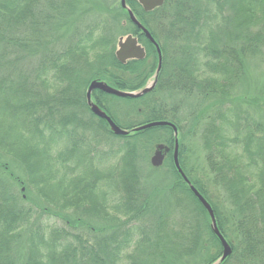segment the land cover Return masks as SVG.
<instances>
[{
    "label": "trees",
    "instance_id": "16d2710c",
    "mask_svg": "<svg viewBox=\"0 0 264 264\" xmlns=\"http://www.w3.org/2000/svg\"><path fill=\"white\" fill-rule=\"evenodd\" d=\"M126 3L160 48L157 86L172 98L215 101L217 114L201 141L211 184L223 198L191 180L181 143L179 163L232 249L221 264H264V125L234 102L243 59L264 63V0H165L152 12L138 0ZM81 12L91 20L84 22ZM59 20L76 30L71 37ZM124 28L145 48L144 59L118 60L117 34ZM158 64L156 46L119 1L0 0V264H177L204 253L203 264H215L221 258L211 217L172 158L173 128L133 131L166 121L180 133L187 119L179 116L182 103L161 111L151 98L155 89L137 99L94 92L127 136L115 135L87 104L92 81L140 91ZM105 99L127 103V120ZM143 143L172 150L163 165L170 171V202L183 212L179 221L154 215L163 207L158 192L143 188ZM87 220L111 231H88Z\"/></svg>",
    "mask_w": 264,
    "mask_h": 264
},
{
    "label": "rangeland",
    "instance_id": "374dc122",
    "mask_svg": "<svg viewBox=\"0 0 264 264\" xmlns=\"http://www.w3.org/2000/svg\"><path fill=\"white\" fill-rule=\"evenodd\" d=\"M97 1L100 3V5L104 6L109 5V2L116 3L119 1V3H122L121 0ZM81 15L84 22H88L91 20L90 17L83 15L82 12ZM75 20V22H77L78 20H80V18H76ZM56 22L57 25H61L63 28L67 23V28L69 29V31L65 34L69 37H71L76 31L70 26L68 22L64 23V20H59ZM117 25L119 27V22H117ZM127 34L128 32L126 28L120 30L119 34H117V50L118 45L121 43V41L125 40L128 37ZM243 61L245 62L246 67L245 75L243 76L241 82H239V84H237L236 86L234 102L239 100L237 103H235L236 106H239L241 110L247 111L254 119L258 121V123H262L264 125V63L258 59L250 58H245L243 59ZM151 98L155 99V103L153 104L154 107L160 109L161 111H169L174 105L180 104L179 102L182 103L181 110L179 111V116L183 117V119L184 117L187 118L186 122L182 121V130L179 133V144L181 143L183 145L182 162L184 169L189 174V177L191 176V180L201 181L202 184H206V187L210 190L211 194H219V198H223L221 196L222 191H219L221 190V188L214 187V185L211 184L212 179L210 178L211 175L209 173L208 165L205 160V153L202 150L201 141L204 127H206L207 123L211 121V116H213V114H217V110L214 111V108H212V103H214L215 101L210 100V102L206 101L203 103V100L200 97H189L184 94H180L177 97L172 98L167 88L163 89L160 88V86H157L155 88ZM92 100L94 102L95 98L93 97ZM108 100L105 99L104 102L110 105L111 110H113L116 115L122 120H127L122 113L126 110V107H128V105H126L127 103L116 99L109 100V103ZM200 108L201 110H199ZM101 109L105 111L102 106ZM105 112L107 113V111ZM86 113L88 117H91V113H89L88 111H86ZM155 145V143L142 144L143 149L141 151H143V157L139 165L143 170V188L151 192L152 195L158 192L157 201L161 205L160 207H163V209L159 210V208H157V210L154 212V215L158 216L160 214H170V216L173 215L175 216V218H178L179 221V218H181V216H178L183 212H181V209H177L175 207V203L173 201L170 202V195L168 194L170 179H168L166 176H169V168L166 165L158 168L152 165V158L156 152ZM3 161L11 160L4 159ZM113 163L115 164V162ZM10 166L12 168V164H10ZM108 167H110V164H108ZM13 169L21 177L25 178V171L22 167H20L19 165H14ZM13 181H15V178H13ZM18 189L21 192L23 190L25 192V189H21L20 187H18ZM215 199L217 200V197H215ZM219 201L221 202L219 204L220 209H222L223 200L219 199ZM174 207L176 208V210H174ZM150 221L153 222V219H150ZM84 227H86L85 229H87L88 231L99 229L105 236L109 231H111L110 225L108 226L107 224L100 221L87 220V223H85ZM207 254L208 253H204L203 256L198 258L178 261L177 264H203V261L205 260Z\"/></svg>",
    "mask_w": 264,
    "mask_h": 264
},
{
    "label": "water",
    "instance_id": "95a60500",
    "mask_svg": "<svg viewBox=\"0 0 264 264\" xmlns=\"http://www.w3.org/2000/svg\"><path fill=\"white\" fill-rule=\"evenodd\" d=\"M139 3L143 6L144 10L146 12H152L156 10L157 8H160L164 5L165 0H138ZM122 2V7L128 11L130 15L131 22L139 29L142 31V33L146 36V38L156 46L157 52L159 54V64H158V69L156 71V74L154 76V80L144 89L140 91H134V92H126V91H120L117 90L111 86H109L106 82L99 81V80H94L91 82L89 85V88L87 90L86 94V99L88 106L90 107L92 113L99 117L100 119L106 121L109 126L111 131L117 135V136H127L130 134V131L124 130L120 128L108 115L105 111H103L97 104L93 102V93L96 91H101L103 93L116 96L119 98H128V99H137L141 98L142 96L151 93L155 87L157 86L158 82V77L159 74L162 70V55L160 48L158 44L156 43L155 39L151 35V33L142 25V23L137 19L135 16L134 12L127 6L126 0H121ZM117 58L120 62L126 63L127 61L134 60V59H144L146 56V51L145 48H143L139 44V40L132 35L128 36L125 40L121 41L119 44V48L116 52ZM157 127H170L173 128L174 130V136H175V146H174V161L175 165L182 175V177L185 179V181L190 184L188 178L182 171L179 163V132L178 128L172 124L171 122H166V121H158V122H153L149 123L143 126H140L138 128H135L133 131L138 132V131H143V130H148L152 128H157ZM170 151L169 148H167L164 145H159L157 147V151L155 155L152 158V165L154 167H161L164 164L165 161V153H168ZM190 188L195 195V197L199 200V202L203 205V207L208 211L210 217H211V222H212V231L214 234L217 236V238L220 240L222 246H223V254L221 258L215 263V264H221L224 262L231 254H232V249L229 245V243L226 241V239L223 237L221 234L217 220L214 214V211L211 207V205L207 202V200L197 191V189L190 184Z\"/></svg>",
    "mask_w": 264,
    "mask_h": 264
},
{
    "label": "flooded vegetation",
    "instance_id": "af4514ba",
    "mask_svg": "<svg viewBox=\"0 0 264 264\" xmlns=\"http://www.w3.org/2000/svg\"><path fill=\"white\" fill-rule=\"evenodd\" d=\"M94 103H96V104L101 108V106L98 104V102H97L96 99L94 100ZM89 108H90V107H89ZM171 151H172V150L170 149V151H169L168 153H165V161H166L167 158H170ZM172 158H173V160H174V149H173V152H172Z\"/></svg>",
    "mask_w": 264,
    "mask_h": 264
}]
</instances>
